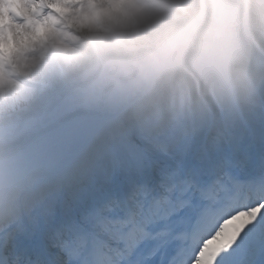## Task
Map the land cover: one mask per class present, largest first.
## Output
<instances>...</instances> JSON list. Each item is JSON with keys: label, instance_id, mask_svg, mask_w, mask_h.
Wrapping results in <instances>:
<instances>
[{"label": "clouds", "instance_id": "9594fccd", "mask_svg": "<svg viewBox=\"0 0 264 264\" xmlns=\"http://www.w3.org/2000/svg\"><path fill=\"white\" fill-rule=\"evenodd\" d=\"M260 112L264 0H0V241L129 143L210 153Z\"/></svg>", "mask_w": 264, "mask_h": 264}, {"label": "snow or ice", "instance_id": "6c2138e0", "mask_svg": "<svg viewBox=\"0 0 264 264\" xmlns=\"http://www.w3.org/2000/svg\"><path fill=\"white\" fill-rule=\"evenodd\" d=\"M233 171L128 144L0 241V264H264V173Z\"/></svg>", "mask_w": 264, "mask_h": 264}, {"label": "rangeland", "instance_id": "374dc122", "mask_svg": "<svg viewBox=\"0 0 264 264\" xmlns=\"http://www.w3.org/2000/svg\"><path fill=\"white\" fill-rule=\"evenodd\" d=\"M253 120L255 121V123H257L256 126H260L259 131H256V132L264 133V112L258 113L253 118ZM243 128L245 129V135L244 136L242 135V133H243L242 132V129ZM248 132H249V130H247L245 128V125H243V126L237 128V129L233 130L232 133H231V139H232L233 135H235L236 138L234 139V141L233 142L226 143V144H223L214 153L213 152H210V154L213 156L212 158H216L219 155V153H221V154L223 153L224 154V158H225V161L224 162L227 164L228 163V160L227 159L230 158L231 155L234 156V154L232 153V151H234V153H235L239 149L240 150H244V149H247L248 150L249 149L248 145H249V142H250V136L252 135L251 133H248ZM241 136H242V138H241ZM256 138L257 137H255V139ZM138 143H139V141H136L135 143H129V144L131 145V144H138ZM198 145L199 144H197L195 147H197ZM259 147H262V151L259 153V157H261V158L264 159V143H259ZM233 158H232V162L234 161ZM221 162H223V161H221ZM245 172H248V171H245Z\"/></svg>", "mask_w": 264, "mask_h": 264}, {"label": "bare ground", "instance_id": "6f19581e", "mask_svg": "<svg viewBox=\"0 0 264 264\" xmlns=\"http://www.w3.org/2000/svg\"><path fill=\"white\" fill-rule=\"evenodd\" d=\"M242 135L244 136L245 135V133H242ZM234 138H236V136L235 135H233V137H232V139H230V141H232ZM241 138H242V136H241ZM203 143V142H202ZM200 147V144L197 146V148H199ZM254 148L255 147H252V150H253V152H254ZM256 149V148H255ZM251 152V151H250ZM253 152H251V153H249V154H243V155H241L240 154V156H238L239 158L241 157V159H243V160H245V159H247L248 160V158H250L251 159V165L253 166L252 168L254 169V170H258L259 172H261L262 170H264V160L263 159H261V158H257L256 156H255V153H253ZM209 155H210V159L213 157L210 153H209ZM218 157V156H217ZM211 161H213V159H211ZM262 173V172H261ZM261 214L262 215H264V210H262L261 211Z\"/></svg>", "mask_w": 264, "mask_h": 264}]
</instances>
